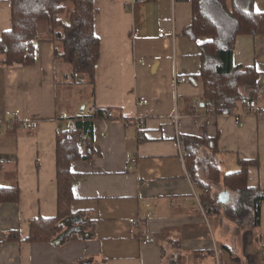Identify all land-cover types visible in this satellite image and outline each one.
Returning <instances> with one entry per match:
<instances>
[{
	"label": "crops",
	"instance_id": "1",
	"mask_svg": "<svg viewBox=\"0 0 264 264\" xmlns=\"http://www.w3.org/2000/svg\"><path fill=\"white\" fill-rule=\"evenodd\" d=\"M226 5L231 8V0ZM93 7L100 41L93 84L72 79L66 64L55 63V41L44 23L38 25L34 65H0V185L20 190L17 203L0 204V264H170L178 256L180 264H264V201L256 230L207 217L177 144L179 136L216 138L220 175L250 162L248 187L264 191V34L238 36L233 47V64L258 72L253 104L263 115L239 105L233 114L214 116L201 102L198 77L199 45L209 39L193 42L183 34L192 24L191 0H93ZM251 9L264 13V0H252ZM10 10L9 0H0V35L11 29ZM175 77L189 81L176 85ZM91 106L113 118L86 124L82 153L89 158L69 167L70 212L79 222H66L63 233L79 232L59 244L27 243L32 219L57 216L59 116L85 118ZM29 121L38 128L19 127ZM200 173L205 176L204 166ZM209 194H228L219 202L221 212L248 195L220 182ZM10 232L20 241L2 243Z\"/></svg>",
	"mask_w": 264,
	"mask_h": 264
},
{
	"label": "trees",
	"instance_id": "2",
	"mask_svg": "<svg viewBox=\"0 0 264 264\" xmlns=\"http://www.w3.org/2000/svg\"><path fill=\"white\" fill-rule=\"evenodd\" d=\"M251 1L248 0V4L244 6L243 0H231L229 8L226 0H191L192 24L185 28L183 34L193 42L198 38L209 39L199 45L201 69L198 77L204 84L201 102L214 116L233 114L239 105L243 107L254 103L259 95L256 88L258 72L252 67L233 64L236 37L264 34V13L254 12ZM9 3L11 29L0 35L1 66L13 68L34 65L36 40L39 37L38 25L44 23L55 41V63L66 64L71 69L72 79L79 77L77 81L93 84L95 67L100 58V41L95 36L93 25V0H9ZM102 112L96 110L85 118L72 117L77 126L72 133L64 130L60 123L62 131L55 139L57 216L46 219L38 216L32 219L25 242L54 244L64 232L66 220L73 218L70 212V204L74 201L73 175L69 167L75 160L89 158V154L82 153L78 142L80 138L88 142L86 124L102 119ZM59 121L63 122L61 116ZM178 138L185 152L183 160L187 175L199 191V203L205 215L224 218L239 231L246 228L258 229L264 191L248 187V168L253 164L239 162V170L221 176L214 159L217 153L216 138L211 139L205 133L201 137L187 135ZM202 166L205 170L204 177L200 173ZM219 182L229 192H247L248 195L237 206L221 212L219 197L209 194L211 185ZM19 192L18 186L0 185V204L17 203ZM82 225L87 229L89 221L85 220ZM75 235L76 233L71 234L62 241L73 239ZM255 239L259 240L258 237ZM18 241V233L10 232L1 242ZM170 264H180V257H175Z\"/></svg>",
	"mask_w": 264,
	"mask_h": 264
},
{
	"label": "built area",
	"instance_id": "3",
	"mask_svg": "<svg viewBox=\"0 0 264 264\" xmlns=\"http://www.w3.org/2000/svg\"><path fill=\"white\" fill-rule=\"evenodd\" d=\"M148 1L149 0H131V2L137 3V4L146 3ZM174 80H175V84L176 85L179 84V83H185V82H188L189 81L186 77L185 78H180V79H177L175 77ZM196 105H197V103H196ZM243 108H244V111L245 112L250 113L252 115H255L257 117L263 115L262 111L256 109V107H254V104L253 103L247 104V105H243ZM89 111H90V114L92 115V114H94L96 112V109H95L94 106H91L89 108ZM102 118L103 119L110 120V119L113 118V114L110 111H103L102 112ZM172 119H173L174 122L177 121L178 114H177L176 111L173 113ZM62 121H63V126H64L63 129L66 130L68 133H72V132L76 131L77 126L75 125L74 118L62 117ZM234 122H236L237 124H240V122H239V116H234ZM135 124H137V128H139V130L142 129V124L140 123V121L137 118L135 119ZM20 127L23 130H25V131H29V130H35V129H37L38 128V124L35 121L20 122ZM61 131H62V128H58V130L56 132V135L59 132H61ZM177 144H178L179 150H182L183 148H182V145H181L179 139L177 140ZM85 146H86V141L83 138H80L79 139V142H78V147H80L81 149H83ZM181 157H183L182 154H181ZM134 161H135L134 159L131 160L130 165L128 166L129 170H131L133 168L132 167V164L134 163ZM148 217H149V214H146L141 219L139 218V220H144V219H146ZM136 221L137 220H132L131 221V224L132 223L133 224L134 223L137 224L138 222H136ZM143 243H145V242H143Z\"/></svg>",
	"mask_w": 264,
	"mask_h": 264
},
{
	"label": "water",
	"instance_id": "4",
	"mask_svg": "<svg viewBox=\"0 0 264 264\" xmlns=\"http://www.w3.org/2000/svg\"><path fill=\"white\" fill-rule=\"evenodd\" d=\"M227 198H228V194H224V196L219 197V200L224 202V201H226ZM66 222L74 224V223H78L79 220H77V218H69V219L66 220ZM75 232H79V228L78 227L69 229L68 232L61 234L60 237L55 241V244H59L64 237H67L71 233H75Z\"/></svg>",
	"mask_w": 264,
	"mask_h": 264
},
{
	"label": "rangeland",
	"instance_id": "5",
	"mask_svg": "<svg viewBox=\"0 0 264 264\" xmlns=\"http://www.w3.org/2000/svg\"><path fill=\"white\" fill-rule=\"evenodd\" d=\"M79 78V77H78ZM80 79V78H79ZM86 107H87V105H86Z\"/></svg>",
	"mask_w": 264,
	"mask_h": 264
}]
</instances>
